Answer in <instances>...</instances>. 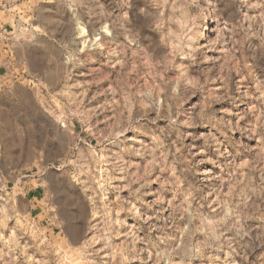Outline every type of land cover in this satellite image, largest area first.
Listing matches in <instances>:
<instances>
[{
	"label": "rangeland",
	"instance_id": "374dc122",
	"mask_svg": "<svg viewBox=\"0 0 264 264\" xmlns=\"http://www.w3.org/2000/svg\"><path fill=\"white\" fill-rule=\"evenodd\" d=\"M0 8V264H264V0Z\"/></svg>",
	"mask_w": 264,
	"mask_h": 264
},
{
	"label": "crops",
	"instance_id": "0c3cea01",
	"mask_svg": "<svg viewBox=\"0 0 264 264\" xmlns=\"http://www.w3.org/2000/svg\"><path fill=\"white\" fill-rule=\"evenodd\" d=\"M19 17L18 13L10 8H0V42L4 47L3 53L7 56V60L0 63V77L8 78V81L38 82V61L34 62L30 59L32 57L30 52L24 53V59L20 58L19 53V49H29L31 42L34 41L32 34L36 33L35 29L38 26L22 23ZM38 175L40 174H37L36 181L41 176ZM41 195L42 191L38 185L35 188H26L24 197L29 203V210L32 214L38 213V209L42 208L40 200L43 196Z\"/></svg>",
	"mask_w": 264,
	"mask_h": 264
}]
</instances>
